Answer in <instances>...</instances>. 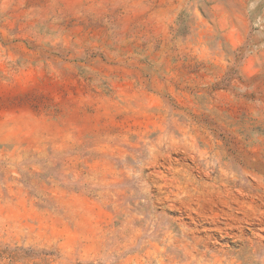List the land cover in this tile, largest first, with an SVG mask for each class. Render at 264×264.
<instances>
[{
    "label": "rangeland",
    "instance_id": "obj_1",
    "mask_svg": "<svg viewBox=\"0 0 264 264\" xmlns=\"http://www.w3.org/2000/svg\"><path fill=\"white\" fill-rule=\"evenodd\" d=\"M0 264H264V0H0Z\"/></svg>",
    "mask_w": 264,
    "mask_h": 264
}]
</instances>
